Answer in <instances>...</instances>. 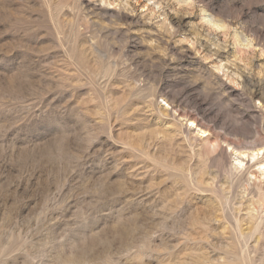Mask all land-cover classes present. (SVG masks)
<instances>
[{
    "label": "rangeland",
    "instance_id": "374dc122",
    "mask_svg": "<svg viewBox=\"0 0 264 264\" xmlns=\"http://www.w3.org/2000/svg\"><path fill=\"white\" fill-rule=\"evenodd\" d=\"M241 251L264 264V0H0V264Z\"/></svg>",
    "mask_w": 264,
    "mask_h": 264
},
{
    "label": "bare ground",
    "instance_id": "6f19581e",
    "mask_svg": "<svg viewBox=\"0 0 264 264\" xmlns=\"http://www.w3.org/2000/svg\"><path fill=\"white\" fill-rule=\"evenodd\" d=\"M183 118L187 121L190 122L191 126H195V128H197V135H200V137H205L207 132H209V129H207L205 126H203L202 124L199 123V121H197V119L192 116V115H184ZM228 143V142H227ZM230 144V143H229ZM228 144V145H229ZM232 145V144H231ZM231 145H229V147H231ZM235 146V145H234ZM233 151H236L235 159H236V167L235 169H240L243 167V161H244V157H248L250 156L252 159H254L255 157L258 156V152H256L255 154H248L246 152H240L237 153L238 150H235V147H232ZM252 231V230H251ZM250 236V235H249ZM251 236H252V232H251ZM242 237V236H241ZM243 238V237H242ZM237 240V239H236ZM246 240V239H245ZM249 240V239H248ZM242 244V243H241ZM248 246V245H247ZM240 250V249H239ZM246 250V249H245ZM248 251V250H247ZM247 251H241V254H237L234 255L235 259H237L238 261L241 262V264H245L246 261H250L251 258L249 257V254H247ZM245 253V254H244ZM251 253V252H250ZM230 260V259H229ZM231 261V260H230ZM256 264V263H255Z\"/></svg>",
    "mask_w": 264,
    "mask_h": 264
}]
</instances>
